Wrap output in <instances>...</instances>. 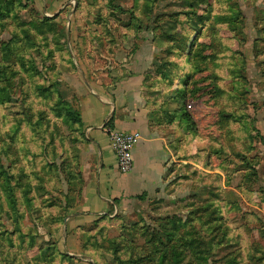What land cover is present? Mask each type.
<instances>
[{"label":"rangeland","instance_id":"rangeland-1","mask_svg":"<svg viewBox=\"0 0 264 264\" xmlns=\"http://www.w3.org/2000/svg\"><path fill=\"white\" fill-rule=\"evenodd\" d=\"M128 74L173 162L150 198L71 227L72 82ZM76 259L264 264V0H0V264Z\"/></svg>","mask_w":264,"mask_h":264},{"label":"crops","instance_id":"crops-1","mask_svg":"<svg viewBox=\"0 0 264 264\" xmlns=\"http://www.w3.org/2000/svg\"><path fill=\"white\" fill-rule=\"evenodd\" d=\"M72 85L78 95V110L89 151L84 160L81 200L72 220L71 227H75L97 216L115 214L140 196H153L173 159L166 140L149 121L138 74L118 77L106 90L88 91L84 83L75 80ZM105 124L116 132L139 135L132 150V169L125 174L116 168V158L104 133ZM75 264L90 263L76 259Z\"/></svg>","mask_w":264,"mask_h":264},{"label":"built area","instance_id":"built-area-1","mask_svg":"<svg viewBox=\"0 0 264 264\" xmlns=\"http://www.w3.org/2000/svg\"><path fill=\"white\" fill-rule=\"evenodd\" d=\"M107 126L105 124L103 129L116 158V168L119 173L125 174L132 169V150L139 140V135L137 133L116 132Z\"/></svg>","mask_w":264,"mask_h":264},{"label":"trees","instance_id":"trees-1","mask_svg":"<svg viewBox=\"0 0 264 264\" xmlns=\"http://www.w3.org/2000/svg\"><path fill=\"white\" fill-rule=\"evenodd\" d=\"M180 118H183L184 120H188V121H189V117H188L186 114H181ZM172 121H175V118H174V117H172V118L170 119V123H171ZM107 125H109V124H107ZM214 153L218 154V152H214ZM140 197H141V196H140ZM140 197H138L137 199H139ZM218 211H219V210H218ZM219 220H223V221H224V217H223L222 214H220Z\"/></svg>","mask_w":264,"mask_h":264}]
</instances>
